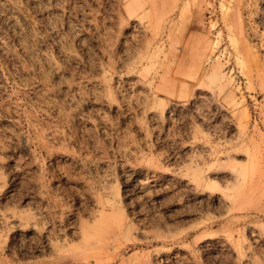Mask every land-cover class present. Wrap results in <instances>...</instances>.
<instances>
[{
  "label": "rangeland",
  "instance_id": "rangeland-1",
  "mask_svg": "<svg viewBox=\"0 0 264 264\" xmlns=\"http://www.w3.org/2000/svg\"><path fill=\"white\" fill-rule=\"evenodd\" d=\"M0 264H264V0H0Z\"/></svg>",
  "mask_w": 264,
  "mask_h": 264
},
{
  "label": "bare ground",
  "instance_id": "bare-ground-1",
  "mask_svg": "<svg viewBox=\"0 0 264 264\" xmlns=\"http://www.w3.org/2000/svg\"><path fill=\"white\" fill-rule=\"evenodd\" d=\"M48 60V59H47Z\"/></svg>",
  "mask_w": 264,
  "mask_h": 264
}]
</instances>
